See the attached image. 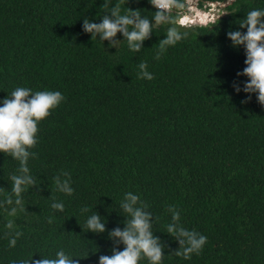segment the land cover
<instances>
[{"label":"trees","instance_id":"16d2710c","mask_svg":"<svg viewBox=\"0 0 264 264\" xmlns=\"http://www.w3.org/2000/svg\"><path fill=\"white\" fill-rule=\"evenodd\" d=\"M107 3L0 0V98L21 86L64 97L38 124L28 160L37 185L19 203L10 180L19 162L0 153V264L32 254L54 258L61 249L79 264H98L111 255L108 231L124 226L117 210L128 191L153 213L154 235L167 245L163 264H264V106L255 94L242 103L248 94L234 91L247 79L237 76L245 53L226 36L264 0H229L214 25L176 22L186 35L159 56L168 23L157 25L139 52L83 31L84 17L98 23L113 6L140 8L149 18L155 11L149 0ZM180 10H169L172 20ZM141 63L151 79L140 75ZM61 172L70 174L71 195L55 186ZM53 201H62L63 211ZM169 205L181 226L207 237L188 259L166 233ZM92 211L106 218L104 233L87 231Z\"/></svg>","mask_w":264,"mask_h":264},{"label":"clouds","instance_id":"9594fccd","mask_svg":"<svg viewBox=\"0 0 264 264\" xmlns=\"http://www.w3.org/2000/svg\"><path fill=\"white\" fill-rule=\"evenodd\" d=\"M218 1V0H208ZM127 2V0H126ZM206 2V1H205ZM199 4L201 10L204 3ZM225 9L228 1H220ZM155 11L149 18L140 8L131 9L125 7L123 12L113 6L102 15L100 21L94 22L87 17L83 18L82 29L92 37H98L103 43L108 42V47L118 49L119 45L126 41L127 47L133 52H139L142 49L143 42L149 39L154 32V28L162 23H168L170 26L166 30L164 38L159 40V49L157 56L166 51L168 46L175 45L186 33H182L175 26L177 22L181 26L193 24L194 20L198 24L206 25L216 24L221 15L213 16L207 23H199L194 10L186 7L181 0H149ZM220 5V4H217ZM104 6L108 8L107 0ZM172 8L181 9L176 21L169 16V10ZM193 11L191 16L190 12ZM188 14L193 22H188L187 17H180L181 14ZM180 17L179 22L177 21ZM237 23V22H236ZM239 28L230 30L226 36L230 39L233 47H243L245 53L242 71L237 76H245L247 79L242 84L233 85L237 93L243 91L248 94L241 101L247 102L251 99V94L256 95L257 101L264 106V7L252 8L248 10L242 19H239ZM244 31H241V30ZM117 33H120L123 40L117 39ZM142 72L141 76L147 79L152 78V74L145 70L144 63L139 65ZM64 99L59 90H37L33 91L29 87H16L10 94L0 98V153L7 154L19 162L18 174L10 176L11 192L16 195V202L19 203L20 194L27 187H33L36 179L30 172L28 160L35 153L30 151L38 141V124L41 120L50 115L51 110L57 107ZM58 191L71 195L74 191L71 186L70 174L61 172L60 175L53 177ZM9 202L11 200L9 199ZM53 209L63 211L64 203L62 201H53ZM117 210V208H116ZM15 211V209H12ZM85 206L81 212H88ZM118 213L125 217L123 228L117 226L108 231V238L112 241L113 247L111 255H100L98 264H139L141 259L146 258L148 264H163L164 249L167 245L159 236L154 235L153 213L149 206L140 199L137 194L131 191L125 192L118 205ZM171 213V222L167 224L166 233L170 234L177 242L179 247L175 250L177 255H183L185 259L190 258L193 253L198 254L207 241V237L198 231L184 228L180 225V212L169 205ZM51 217L49 222H51ZM87 231L93 233H104L106 231V218L92 211L85 219ZM15 239L10 241V245H15ZM123 248H118L119 245ZM66 253L64 250H58L54 258L42 257L33 259V254L29 259L12 260L9 264H79L78 259Z\"/></svg>","mask_w":264,"mask_h":264},{"label":"built area","instance_id":"2783aa9c","mask_svg":"<svg viewBox=\"0 0 264 264\" xmlns=\"http://www.w3.org/2000/svg\"><path fill=\"white\" fill-rule=\"evenodd\" d=\"M186 2V7H189L191 10L195 11L194 15H197L199 23H207L208 20L213 16L212 9L217 5V4H222L220 1H206L202 7L201 10L198 9V0H185ZM187 17V21L185 23H188L189 20L192 19L188 14H181L180 17ZM180 17L178 18V22L180 20Z\"/></svg>","mask_w":264,"mask_h":264},{"label":"rangeland","instance_id":"374dc122","mask_svg":"<svg viewBox=\"0 0 264 264\" xmlns=\"http://www.w3.org/2000/svg\"><path fill=\"white\" fill-rule=\"evenodd\" d=\"M227 11L225 10V9H223V4H220V5H216L215 7H214V13H215V16H219L221 13H226ZM190 14H191V16H192V14H193V11L192 12H190ZM223 14V15H224ZM192 20V22H193V19H191ZM193 24H198V21L197 20H194V22H193Z\"/></svg>","mask_w":264,"mask_h":264},{"label":"bare ground","instance_id":"6f19581e","mask_svg":"<svg viewBox=\"0 0 264 264\" xmlns=\"http://www.w3.org/2000/svg\"><path fill=\"white\" fill-rule=\"evenodd\" d=\"M190 22H192V20H189Z\"/></svg>","mask_w":264,"mask_h":264}]
</instances>
